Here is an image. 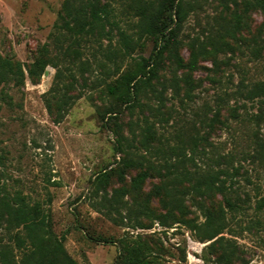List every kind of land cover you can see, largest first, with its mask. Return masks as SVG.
I'll return each instance as SVG.
<instances>
[{"label": "rangeland", "instance_id": "374dc122", "mask_svg": "<svg viewBox=\"0 0 264 264\" xmlns=\"http://www.w3.org/2000/svg\"><path fill=\"white\" fill-rule=\"evenodd\" d=\"M188 1L193 5L184 20L166 18L174 38L163 55V84H155L161 93L147 89L140 103L120 105L116 116L102 121L110 104L104 80L116 69L106 50L119 48L118 28L139 36V16L128 1L115 3L112 38L86 43L74 58L56 42L64 0H0V56L19 61L25 74L23 84H0L7 93L0 98V184L10 195L18 191L31 204L39 202L80 264H117L125 245L145 249L142 264H219L208 247L213 239H204L201 229L185 221L163 223L137 209L159 178L151 170L142 191L131 190V178L147 161L127 168L121 181L118 168L125 156L158 166L165 157L172 162L180 157L190 170L228 171L221 177L230 194L244 200L242 211L231 212L219 194L205 203L215 212L223 207L227 227L220 235L235 241L248 264H264V206L257 208L264 197V103L262 96L234 95L241 82L251 87L264 81V12L254 7L244 12L243 0ZM235 9L243 13V25L232 35ZM137 41L131 53L137 59L148 57L156 41L163 43L144 34ZM191 44L206 50L198 67H177L170 50L187 61ZM41 56L50 62L34 82L27 65ZM129 60L118 61L121 70ZM62 86L73 97L55 121L48 103L54 106ZM116 122L130 147L119 145ZM147 124L153 132L145 147L140 139ZM106 171L103 187L98 177ZM197 200L193 192L184 196L192 224L203 220ZM150 208L164 211L155 199Z\"/></svg>", "mask_w": 264, "mask_h": 264}, {"label": "trees", "instance_id": "16d2710c", "mask_svg": "<svg viewBox=\"0 0 264 264\" xmlns=\"http://www.w3.org/2000/svg\"><path fill=\"white\" fill-rule=\"evenodd\" d=\"M118 1H128V6L135 10L139 16L137 22V33L149 35L156 40L155 50L148 57L140 56L135 58L132 51L138 43L132 34L126 30L117 29L119 33V48H107L106 55L116 65L112 72L111 80L105 81V94L110 98L109 106L101 114L104 117L112 115L117 111V107L123 104H136L141 102V96L147 89L152 92L161 93L156 88V82L162 81L160 69L163 66V55L168 47L170 39L174 38L173 31L169 30L170 19L178 22L184 20L188 14L189 7L193 5L188 0H64L59 14V33L56 35L57 47L64 54H73L74 58L79 57L80 47L89 42H98L102 38L111 39L114 26L117 27L115 3ZM237 4V0H235ZM243 11L251 8H259L264 12V0H243ZM167 11L169 12L167 15ZM243 25V13L233 11L232 35ZM69 43L64 47V42ZM83 43V44H82ZM190 58L184 61L183 57L176 49L170 50V55L176 66L193 70L198 67L199 55L205 53V49L190 46ZM70 51V52H69ZM130 57V60L121 70L118 61H123ZM50 61L45 57H37L27 65V72L30 78L36 82L44 72L46 65ZM83 62L79 65L82 66ZM105 69H109L107 64H103ZM106 73L110 75V72ZM60 76V72H57ZM25 78L24 70L19 61L0 56V84L13 81L14 84H23ZM173 81L177 80L173 78ZM235 91L234 95L245 99H254L262 96L259 101L264 103V81H258L253 86L247 87L244 82ZM60 94L54 104L49 102L48 109L53 114L55 121H60L66 112V105L73 97L68 94L66 87L59 88ZM7 95L5 89H0V98ZM5 99V98H4ZM55 107V108H54ZM118 143L120 146L127 145L125 136L121 133V124L115 123ZM153 132L152 127L147 124L143 129L140 142L145 147L150 145V137ZM163 151V150H162ZM128 152L127 154H129ZM4 156L0 151V165H3ZM145 159V158H144ZM142 157L134 158L125 156L118 168V176L124 180L127 168L135 165L146 167L138 171L131 178L130 189L140 192L143 189L146 179L151 174V170L157 172L159 182L151 186L147 192V197L139 203L137 209L142 213H152V218H156L163 223L170 221L175 223L185 221L195 225L203 232L204 239H213L208 247L216 253L215 260L219 264H248L239 251L238 245L231 238L220 235L227 227V217L220 206V211L205 203L204 199L219 194L228 209L232 212H240L243 209L239 196L233 197L230 188L226 183V178L221 177V173L229 175V172L221 168L220 170H190L186 167L184 159L178 157L176 161H170L167 157L159 166L144 160ZM193 159V158H190ZM237 170V168H234ZM1 172V171H0ZM1 174V173H0ZM110 172H103L99 177V183L103 187L108 181ZM123 189H126L123 187ZM193 192L198 197L197 205L201 209L203 220L200 223L192 224L193 218L187 216L185 211L184 196ZM157 200L164 210L153 213L150 208V201ZM264 206V197L257 201V208ZM146 252L137 246H124L121 252V259L117 264H142L145 262ZM0 264H80L65 248L62 236H58L53 231L50 213L45 210L39 202L30 203L26 197L16 191L10 195L0 184Z\"/></svg>", "mask_w": 264, "mask_h": 264}]
</instances>
